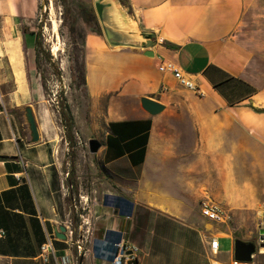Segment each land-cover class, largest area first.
Returning <instances> with one entry per match:
<instances>
[{
	"label": "crops",
	"instance_id": "obj_1",
	"mask_svg": "<svg viewBox=\"0 0 264 264\" xmlns=\"http://www.w3.org/2000/svg\"><path fill=\"white\" fill-rule=\"evenodd\" d=\"M126 2L140 27L154 33L153 56L146 49L110 48L84 11L79 23L86 130L101 146L92 153L95 168L91 189L79 200L85 210L79 223L74 211V234L57 129L48 117L39 123L34 115L39 140L33 142L18 113L30 97L34 49L30 40L25 51L14 3H0L10 32L0 39V77L11 76L15 86L6 92L9 108L0 94V258L6 264L72 259L80 224L85 251L78 264H110L93 253L110 231L139 246L133 264H234V240L252 241L255 211L264 206V0ZM13 40L24 68L20 82L8 53ZM162 61L197 77L203 94L161 72ZM6 67L10 74L3 73ZM143 97L163 108L150 113ZM80 179L77 171L81 186ZM203 202L224 208L233 223L203 216ZM60 225L65 239L55 236ZM48 239L53 250L42 252ZM237 264H264V252Z\"/></svg>",
	"mask_w": 264,
	"mask_h": 264
},
{
	"label": "rangeland",
	"instance_id": "obj_2",
	"mask_svg": "<svg viewBox=\"0 0 264 264\" xmlns=\"http://www.w3.org/2000/svg\"><path fill=\"white\" fill-rule=\"evenodd\" d=\"M8 1L15 5L16 20L23 33L25 51H27L30 40L34 49L31 61L32 68H30V64L28 68L31 93L27 100L22 101L23 105L18 113L23 118V108L31 106L39 123H41L40 117H49V124L57 129V136L54 140L58 141L59 154L63 157L65 169L71 168V159H74L75 179L77 180L78 171V175L81 176V186L77 180L78 186L71 191L70 199L68 195V201L73 202L72 213L75 211L79 223L81 220L80 213L85 212L80 206L79 200L91 189V177L93 176V168H95L93 155L87 146V141L90 139L86 130L88 112L84 109L85 93L80 77V71L84 69L83 37L85 34L79 28L83 11L85 12L87 6H93L92 0H44V4L42 3L43 0ZM89 22L91 26L100 27L96 17L90 19ZM4 23V19L0 16V39L10 36V32L4 27ZM84 26L88 27L87 25ZM38 32H40L39 46L35 42ZM53 46L58 48L56 55L52 53ZM8 53L13 74L16 81L20 82L24 79V68L19 46L15 44V40L8 47ZM15 59H18L19 62L15 63ZM3 73L10 74V71L6 67ZM14 88V81L11 76L0 77L1 101L8 108L11 106V101H9V94L6 92H10ZM182 98L184 97L182 96ZM16 101L18 102L17 96ZM66 104L69 108L64 109V111L66 114L72 115L70 120L71 141L67 127L64 129L67 121L64 119V124H62L59 113ZM43 133L48 134L46 127H43ZM262 209L264 206L258 207L255 211V220L251 223L254 227V233L249 239L256 243L254 254L259 251L264 252V238L260 239V229H264V210ZM226 222L229 225L233 223L229 214ZM98 245L99 247H93V253L109 260V254L101 247V241ZM0 264H6V262L0 258Z\"/></svg>",
	"mask_w": 264,
	"mask_h": 264
},
{
	"label": "water",
	"instance_id": "obj_3",
	"mask_svg": "<svg viewBox=\"0 0 264 264\" xmlns=\"http://www.w3.org/2000/svg\"><path fill=\"white\" fill-rule=\"evenodd\" d=\"M42 3L44 4V0ZM92 4L104 39L110 48L129 47L146 49L144 53L148 56H153V51L150 48L156 44L154 33L140 27L138 21L133 17L131 8L126 1L92 0ZM141 103L150 113H156L163 108L160 102L149 97H143ZM59 113L61 122L64 124V117L61 112ZM22 115L29 130L31 140L33 142L38 141L39 130L31 106L24 107ZM64 129H66L65 126ZM87 146L90 153H96L101 146V142L97 138L92 137L88 139ZM72 229L73 234L76 233L77 227H73V223ZM65 231L66 227L60 225L55 230V236L60 239H65ZM73 243L75 244L77 262L80 263L85 251L83 226H79L78 237L73 240ZM255 251V242H246L239 238L234 240V258L237 261L250 262L253 259Z\"/></svg>",
	"mask_w": 264,
	"mask_h": 264
},
{
	"label": "built area",
	"instance_id": "obj_4",
	"mask_svg": "<svg viewBox=\"0 0 264 264\" xmlns=\"http://www.w3.org/2000/svg\"><path fill=\"white\" fill-rule=\"evenodd\" d=\"M161 72H170L176 81L185 89L191 90L199 95L203 94V91L199 88L198 78L191 75L176 64L170 61H162L159 65ZM201 214L209 220L226 222L228 214L224 208L211 202H203L201 206ZM4 234L3 230H0V236ZM101 247L105 249V252L109 254L110 264H133L137 262L140 253V248L134 243L126 242L121 236L118 239L103 238L101 240ZM218 241L216 239L211 240L210 247L213 251H216ZM52 251V244L50 239L41 245V251ZM60 264H78L77 256H74L70 260H62ZM237 264V261H234Z\"/></svg>",
	"mask_w": 264,
	"mask_h": 264
},
{
	"label": "trees",
	"instance_id": "obj_5",
	"mask_svg": "<svg viewBox=\"0 0 264 264\" xmlns=\"http://www.w3.org/2000/svg\"><path fill=\"white\" fill-rule=\"evenodd\" d=\"M123 1H126V0H123ZM96 16H95V12L93 10V8H87L86 11H85V19H94ZM35 42H36V45L39 46L40 45V32L36 33V39H35ZM46 53V52H45ZM69 106L66 104L64 105L63 108H61V113L64 117V119H66L67 121V124L65 125V127H67V130L69 131L68 135H69V140L71 141L72 139V135L70 134V131H71V127H70V120L72 119V115L71 114H66V112L64 111V109H68ZM68 176H69V179H68V182L70 183V187L69 189L72 191L73 189H76L77 186H78V182L77 180L75 179L76 176H75V164H74V159H71V168L69 169L68 171ZM71 197V194H69V199ZM124 212L125 213H128L130 211V203L129 202H125L124 203ZM72 223H73V227L75 226L76 227V224H77V218L75 217L74 213H72ZM108 237L110 239H118V235H116L114 232L110 231L107 233Z\"/></svg>",
	"mask_w": 264,
	"mask_h": 264
},
{
	"label": "bare ground",
	"instance_id": "obj_6",
	"mask_svg": "<svg viewBox=\"0 0 264 264\" xmlns=\"http://www.w3.org/2000/svg\"><path fill=\"white\" fill-rule=\"evenodd\" d=\"M51 8H52V6H51ZM55 24V26L57 25L56 24V22L54 23ZM57 50H58V48L56 47V46H53V48H52V53L54 54V55H56L57 54ZM45 119H46V117H44ZM49 118V117H48ZM47 121V120H46ZM51 126V125H50ZM53 126V125H52ZM52 128V127H51ZM53 132V131H52Z\"/></svg>",
	"mask_w": 264,
	"mask_h": 264
}]
</instances>
